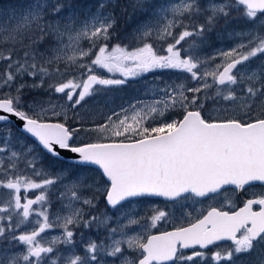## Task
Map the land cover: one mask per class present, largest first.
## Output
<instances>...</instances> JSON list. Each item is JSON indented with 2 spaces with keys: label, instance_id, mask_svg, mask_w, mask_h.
I'll use <instances>...</instances> for the list:
<instances>
[{
  "label": "snow or ice",
  "instance_id": "1",
  "mask_svg": "<svg viewBox=\"0 0 264 264\" xmlns=\"http://www.w3.org/2000/svg\"><path fill=\"white\" fill-rule=\"evenodd\" d=\"M257 184L264 0H0V264H264Z\"/></svg>",
  "mask_w": 264,
  "mask_h": 264
},
{
  "label": "rangeland",
  "instance_id": "2",
  "mask_svg": "<svg viewBox=\"0 0 264 264\" xmlns=\"http://www.w3.org/2000/svg\"><path fill=\"white\" fill-rule=\"evenodd\" d=\"M23 2V0H3V3L5 4V5H9V4H11V5H19V4H21ZM121 26H123V21H121ZM125 43H127V41H125ZM84 47H88V45H87V43L85 42L84 43V45H83ZM217 46L218 47H228L229 46V44H228V42L227 41H225V42H223L222 44L221 43H218L217 44ZM100 74H102V75H111V74H108L107 72H106V70H100ZM157 74H159V73H157ZM116 76H118L119 74L117 73V74H115ZM178 75H181V74H179V73H173V72H165L164 74H163V76H162V79L163 80H165V81H168V80H176V78H177V76ZM154 77H153V75H151V74H149L148 76H147V79L148 80H152ZM120 96H122L125 100H129V99H131L133 96H139V93L138 92H128V93H120ZM117 103H121V100L118 98L117 99ZM68 115H69V117H71L72 116V112L71 111H69L68 112ZM208 115H210V116H215L216 115V113H208ZM172 118H178V117H172ZM53 119H55V118H53ZM61 119H63V117H61ZM92 119H96V117H92ZM35 194H38V192H36V193H30L29 194V198H34V195ZM159 200H162V199H160V198H158ZM153 205H156V206H158V207H160V208H163L164 207V204L162 203V202H160V201H157V200H152V198H143V199H141V200H139L138 202H135V204L133 205V208H134V210L137 212V214L138 215H140V216H145V215H148V216H150V215H152V211H151V209H152V206ZM33 207H38V206H33ZM202 206H198L197 205V208L199 209V208H201ZM58 208H59V205H54L53 207H52V209H51V211L53 212V213H55L57 210H58ZM101 208H103V205H101ZM170 225H172V224H164V223H161V224H159L158 226H157V228H154V229H151V233L153 232V231H155V230H161V228H166V227H168V226H170ZM55 230H57V229H54V230H50L49 232H47L46 234H45V236L43 235L41 238L42 239H44L45 237H50L51 235H54V234H57L58 232H55ZM161 232V231H160ZM163 232V231H162ZM158 233V232H157ZM155 234V233H154ZM89 235V233H85V238H87V236ZM93 235H94V233H93ZM77 239H79V232L77 233Z\"/></svg>",
  "mask_w": 264,
  "mask_h": 264
},
{
  "label": "flooded vegetation",
  "instance_id": "3",
  "mask_svg": "<svg viewBox=\"0 0 264 264\" xmlns=\"http://www.w3.org/2000/svg\"><path fill=\"white\" fill-rule=\"evenodd\" d=\"M262 193H264V187H261L259 184H257L254 187L248 188L246 193L243 196H240L239 198H237L236 196L232 195L231 193L222 194V196L219 198V203H214V204H212V206L220 207L221 204L225 203V200L230 199L232 201V206L231 207H234V210H238L239 207L243 206L242 201H244V200H246L248 198H252L254 195L258 196V195H260ZM152 200H157V201H160V202L163 203V200H159L158 198H152ZM209 203H210L209 201H205L204 205L202 206L205 214H206V212L208 210ZM198 206H201V205H198ZM229 207L230 206H225L224 210H229ZM254 208L256 210H258V206H254ZM175 226H178V225H175ZM173 227H174V225L172 224V225H170V226H168L166 228H161L160 231L161 232L162 231H171V230H173ZM160 231L159 230H155V231L152 232V234L160 232ZM219 243H220V250L221 251H226L227 248L230 246V242L229 241H224V242H219ZM214 250H216V249L215 248L211 249V251H214ZM209 255H210V252H209ZM222 264H226V262H222Z\"/></svg>",
  "mask_w": 264,
  "mask_h": 264
},
{
  "label": "bare ground",
  "instance_id": "4",
  "mask_svg": "<svg viewBox=\"0 0 264 264\" xmlns=\"http://www.w3.org/2000/svg\"><path fill=\"white\" fill-rule=\"evenodd\" d=\"M59 230L57 229V230H55V232H58Z\"/></svg>",
  "mask_w": 264,
  "mask_h": 264
}]
</instances>
